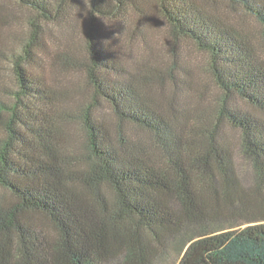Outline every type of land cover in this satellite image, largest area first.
Wrapping results in <instances>:
<instances>
[{
  "label": "trees",
  "instance_id": "obj_1",
  "mask_svg": "<svg viewBox=\"0 0 264 264\" xmlns=\"http://www.w3.org/2000/svg\"><path fill=\"white\" fill-rule=\"evenodd\" d=\"M142 1L166 63L123 62L129 43L152 48L137 0H17L24 36L0 18V264H264V0ZM130 12L128 35L103 23ZM181 44L205 56L211 103L185 86Z\"/></svg>",
  "mask_w": 264,
  "mask_h": 264
},
{
  "label": "rangeland",
  "instance_id": "obj_2",
  "mask_svg": "<svg viewBox=\"0 0 264 264\" xmlns=\"http://www.w3.org/2000/svg\"><path fill=\"white\" fill-rule=\"evenodd\" d=\"M137 3L148 12L147 14H150V18L152 19V27L147 30L148 34H150L151 39V46L152 48L149 49H143V46L141 44V41H135L131 44L128 43V39L126 37L120 38L122 39V43H124L126 46L120 49V54L123 59V62L127 64H134L136 65V59L140 60L142 57H151L152 61H159L161 64L166 63L169 60V35L166 32V26L163 20L159 17V14L156 10V7L154 3L151 1H142L137 0ZM29 11L19 5L17 0H0V18L4 21L1 25L3 27L2 35L4 37H8L9 34L17 33L19 36H24L25 32L27 31L26 26V18L27 13ZM130 16L125 20H112L113 17H107L106 19H103V23L105 26H107L110 30L116 31L118 34V30H121L122 33H126L128 35V31L138 28L142 26L143 20L138 21V15L133 14L130 12ZM149 16V15H148ZM4 18V19H3ZM82 20L79 21V28L76 30V36L75 39L78 42L83 41L84 32H85V25H82ZM50 36L49 37V33ZM62 30L59 29L56 26H53L52 24L48 25V30L46 34V40L50 45L55 44L57 41H59V38L61 37ZM258 40V39H257ZM52 43H51V42ZM149 42V44L151 43ZM16 48L18 47L16 44H14ZM177 50L181 53L182 63L186 66L188 70V75L182 76L185 78V86L188 88L192 86L191 90H193L191 93L194 94V90H199L200 88L203 89V93L206 96V103H211L210 101L213 100L214 96L217 93L216 88L211 82V79L207 75V72H205V65H206V58L204 55L196 52L194 48L190 44H181L180 47L177 48ZM185 59V60H184ZM141 61V60H140ZM7 68L1 67V73L6 74L5 71ZM8 70V69H7ZM34 73H37L39 76H44L48 79H50V82H53L52 84H63L65 87L69 88L71 84L77 83L80 86L83 85V82L81 80L80 73L76 72H69V73H63L57 66L54 67V69H51L49 67L42 68L40 65L36 64L33 68ZM188 77V79H186ZM7 78V77H6ZM189 89V88H188ZM202 92V91H201ZM87 94V91L84 93ZM194 104H198L196 100L193 102ZM204 105V104H199ZM106 105L103 104L101 107V111L103 113L107 112ZM78 130V131H77ZM66 133L69 136V133L73 135V138L76 139V135L80 136L79 134V127L75 124H71L68 127V132ZM77 136V137H78ZM175 260V254H171V257L169 259V263L173 264V261Z\"/></svg>",
  "mask_w": 264,
  "mask_h": 264
}]
</instances>
